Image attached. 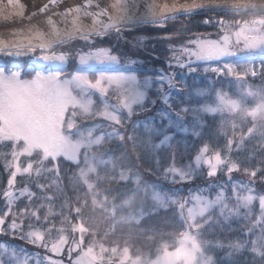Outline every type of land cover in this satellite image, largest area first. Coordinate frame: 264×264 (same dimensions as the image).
Segmentation results:
<instances>
[{"label":"snow or ice","instance_id":"6c2138e0","mask_svg":"<svg viewBox=\"0 0 264 264\" xmlns=\"http://www.w3.org/2000/svg\"><path fill=\"white\" fill-rule=\"evenodd\" d=\"M57 2L58 0H48L42 5L39 12L47 13L49 5H56ZM91 6L92 0H87L83 8L78 6L68 9L63 14L65 18L73 14L71 24L80 39L88 43L93 35H107L112 31L120 33L123 30L117 19L108 17L107 22L101 19L107 16L105 9L99 8L97 11H90ZM81 15L92 17L94 31L84 30L80 22ZM202 23L206 25L218 24L223 30V34L216 39L193 37L179 50L181 56H173L172 59L176 61V64L169 63V68L186 69V74L190 75L196 72L199 66L197 64L194 67V62H217V66L212 67L211 72L218 77H235L237 84L249 74L253 77L257 75L250 60L252 54L257 51L264 55V17L250 21L245 20L242 25L236 21L238 30L231 35L228 33L229 25L223 18L219 20L205 18ZM48 25L59 34L55 22L51 18L48 19ZM35 35L37 39L42 40L43 33L39 30H36ZM233 36L235 37L234 42ZM69 38L71 37L69 36ZM241 44L242 47H240ZM36 47L41 50V55H34ZM0 52L17 58L29 56L32 61L27 68L0 66V142H11L12 144L11 159L7 160L5 164L9 171L7 188L3 192L7 210L0 211V233L18 237L36 247L44 248L46 252L56 256H61L66 248L69 256L73 252H78L75 264H104V253L109 252V249L105 248L102 243L98 244L95 238L96 233L87 226L84 209L87 207L88 200L85 199L81 202L77 197L76 205L70 206L69 201L65 199L62 210L54 212L51 203L37 204L33 199L36 193L30 191L27 186L19 189L17 194L14 190L17 176H27L29 180L34 178L36 186L46 192L49 188L58 186L61 179L58 158L64 157L67 161L76 164L78 182L86 186V196L91 197L92 207H99L101 210L107 211L108 197L105 195L103 199L99 198L101 195L98 190L99 183L104 179H108L109 183H115L117 176L112 175L110 178L101 176V167L110 164L111 160L105 159L104 153L93 149L99 148L105 141H125L126 137L119 131V128L123 127L120 113L126 112L130 118L134 115V106L143 109L147 94L146 91L141 90V87L147 89L153 84V81L150 78H145L141 85L134 74H126L124 71H108L98 67L121 64L120 57L112 54V50L105 47H90L87 51L78 50L75 53L77 67L71 73L70 78L67 75V66L72 54L53 51L50 44L41 42L38 46H33L29 41L28 44L15 46V50H9L8 46L4 45ZM182 57H186V61L182 60ZM129 63L135 64L136 61ZM204 71L207 73L209 69L205 68ZM260 74L264 75V64L261 65ZM26 76L30 78H24ZM175 80L174 75L158 70L156 91L164 97L162 102L168 109L167 112L160 113L162 119L167 118L171 124V116L174 114L176 117L175 126L187 132V128H184L183 125L184 117L189 111L193 112L195 116L199 111L216 113L227 110L230 113H238L242 118L250 116L252 126L247 128V135L252 136L254 133H258L264 138V89L256 92L248 90L244 93L257 99L255 108L251 110L244 108L240 101L228 99L221 92L216 93L219 104L214 108L204 106L202 109L187 107L176 109L171 103V91H180L183 85ZM165 81H167L168 92L162 91ZM94 92L99 93L102 104V107L95 110L91 99ZM113 98L115 103L110 104L109 100ZM151 103L154 104L155 101H151ZM66 113L69 114L68 118H66ZM77 117L101 118L108 122L107 126L111 130L96 135L97 130L104 127L103 124L97 123L82 129L77 124ZM233 128H236L235 124H233ZM195 134L199 135V133ZM233 137H235V132ZM127 139L133 140L134 138L129 136ZM170 139L171 137L165 136L162 143H166ZM244 140L245 136L241 134L237 147L242 145ZM233 143L234 138L227 139L224 149L217 148L212 151L211 155L208 154L209 145L205 143L194 156L195 166L190 162L185 166L177 167L173 152L172 163L163 170V175L166 180L171 178V183H176L177 178L179 181H188L198 173L203 174L200 171L203 165L208 169L207 177L214 178L220 172H224L228 180L232 181L231 174L233 172L243 171L252 180L249 184L240 181L231 182L232 196L236 201L235 207L229 208L227 188L223 185H216L220 190L214 198L202 194L193 195L188 199L173 198L153 190L152 200L160 207L178 206L182 223L187 230L180 233L179 246L175 251H168L167 245H164L163 255H158L154 261H142L140 256L132 259L129 257V248L124 247L120 256V264H125V262L128 264H217L216 259L212 255H208L207 252L214 248H224L225 245L220 241L213 243L199 238L203 229L221 223L220 219H214L213 210L218 208L219 216L223 221H228L232 216H239L241 208L250 211L253 202L257 199L261 216L248 231L252 232L258 226L260 231L256 238L250 241V251L264 261V195L253 194L254 189L250 186L254 183L257 171H264V169L242 168L240 163L231 158ZM81 149L84 150L82 160ZM21 157L28 158L26 165L21 164ZM159 163L157 161V164ZM45 173L52 176L49 184L39 182L40 177ZM129 178L125 172H120L118 175L121 182L127 181ZM134 182L140 186V177H135ZM211 187L212 185H209V188ZM22 197H27L28 203L22 208L14 207L17 200ZM42 199L52 201L54 197L46 195ZM134 199L135 196L124 200L119 207L131 206ZM190 202L192 206L187 207L185 217V208ZM45 208L47 210L41 215V210ZM64 208H67L69 213H74L75 222L70 215L65 213ZM116 208L117 205L113 202L110 214L114 220ZM56 217H60L59 227ZM6 221H9L7 225ZM25 221H27L26 225ZM115 223L139 224L140 218L131 215L121 216L115 220ZM25 227L27 231H25ZM193 229L196 230L195 234L192 232ZM97 246H99V253L95 251ZM246 246L247 242L239 240L227 245L233 252L242 251ZM8 247L12 249L11 255L7 260L0 256V264H45V262L47 264H63L62 260L52 259L50 256L41 258L39 253H28L22 258L20 254L25 253L26 249L14 245L7 246L6 242H0V249H4L5 253H7ZM110 251L112 254H117L118 249L112 247ZM232 254L229 252L228 257L230 258ZM107 264H112L111 258Z\"/></svg>","mask_w":264,"mask_h":264},{"label":"trees","instance_id":"16d2710c","mask_svg":"<svg viewBox=\"0 0 264 264\" xmlns=\"http://www.w3.org/2000/svg\"><path fill=\"white\" fill-rule=\"evenodd\" d=\"M197 9L190 16L183 17L178 16L171 20L158 24H142L139 26L123 29L120 33L112 31L107 35H94L92 39L86 43L84 40L74 38L56 45L52 50L56 52H68L72 54L67 66V75L70 78L71 73L77 67L75 59V53L78 50L87 51L90 47H105L112 50V54L120 57L121 64L116 66L101 67L108 71H124L128 74L136 75L140 80L145 78L152 79L156 82L158 70H163L166 74H176L178 71L186 72V69L179 67L169 68V63L175 65L176 61L173 60V56H176L177 52L181 48L180 45L192 39L193 37H205L216 39L223 34V30L220 29L218 24H204L202 21L205 18H212L213 20H219L223 18L229 25L228 30L237 27L236 21L240 24L243 21L248 20L242 13L228 12L226 7L220 6L217 8L202 7L197 5ZM190 9V8H189ZM120 34L122 42L124 44H118L111 39L112 35ZM139 37H147L151 44L146 49H139L137 52L130 50L131 45H135V40ZM243 45L241 44L240 47ZM175 50V51H174ZM40 51L36 50L35 55H40ZM182 60H186L182 57ZM130 61H136L135 64L129 63ZM32 61L29 56L10 57L0 52V66L6 68H14L19 66L21 68H27ZM250 64L257 65L261 69V65L264 64L263 60L253 61L250 60ZM197 74L193 73L188 81V89L192 87H198L199 89L206 88L205 79H201L199 82L195 81ZM216 76V75H215ZM193 77V78H192ZM217 77V76H216ZM252 83L260 81L264 84V75L259 72L258 79H251L247 77ZM223 79L221 83L214 80L212 87L211 97L205 99L212 101L213 93L217 88H221L222 91H226L228 86ZM166 91H168L167 85H165ZM94 97L93 109H97L100 106L99 98L96 95ZM178 98H174L173 108L178 109ZM155 101V103H151ZM163 96L158 94L154 87L150 88L147 92L146 100L143 109L139 106L134 107V115L130 118L126 112H122L123 127L119 128L121 134L126 139L121 142L119 140L105 141L98 149V152L104 153L105 159L111 160V167L106 170V176H117L115 183H109L108 179L101 180L98 190L101 193L100 199L106 195L108 197V210L111 211V205L114 202L117 205L116 211L122 213V215H132L140 218L139 224H124L117 227L116 231H112L110 227L102 224V218L106 215V211L100 208H93L91 205V197L86 196L87 188L84 185L77 186L75 181L78 175V168L74 162L67 161L64 157L58 158L60 167V181L59 185L62 189L63 195L60 197V202L64 199L69 201L70 206H75L77 197L83 202L88 200L87 207L84 209V219L87 221V226H90V222L93 217L97 221L96 239L98 242H103L108 246L116 245L118 251H121L124 247L129 248V253L132 258L140 256L142 259H153L156 254L161 250V247L166 244L169 250H174L178 246L180 239V233L186 231V226L182 223V218L179 214L178 206L169 205L167 208L160 207L152 200L153 190L160 192L163 195L171 196L173 198L188 199L193 195L202 194L209 198L215 197V194L220 190L216 185H223L231 192V182L240 181L244 184H249L252 178L243 173V171L233 172L232 181L228 180L227 175L224 172H220L216 177H207V168L202 167L201 174L195 175L188 181H179L177 178L176 183H171L169 178L166 180L163 175V170L172 163V153H175V163L177 167H182L188 163L194 165V156L197 151L205 143L209 145V155L212 151L219 148L224 149L227 139L234 138L232 145L231 158L241 164L242 168L264 169V141L258 142L257 136L247 135V128L251 124L250 121H246L242 125V129L239 135L232 129H225L226 134L220 135L217 133V120L211 115H205V123L202 125V129L198 132L199 135L193 133H181L174 129H170L165 132L166 136H170L171 139L168 143H164L158 149L149 146L146 142L149 137L150 127H159V123L163 122L160 113L167 110L166 105L162 102ZM184 103V100H180ZM69 114L66 113V118ZM171 118L176 117L172 114ZM190 117H187L189 119ZM79 126L93 125L96 123H105L104 127L98 129L97 132L110 131L107 126L108 122L95 119H81L77 118ZM244 134L245 140L242 145L237 147L240 135ZM133 137V140H128L127 137ZM11 148V143L7 146L0 147L1 152H7ZM3 152V153H4ZM6 154V153H4ZM2 154V155H4ZM222 154H225L222 152ZM1 155V156H2ZM0 156V209L4 204L3 192L7 188V180L9 178V171L6 169L4 160ZM8 158V157H7ZM28 158L26 157V160ZM82 160V151H81ZM25 163V159H23ZM157 161L160 163L157 164ZM5 163V164H4ZM51 166V165H50ZM83 166V164H81ZM120 172H125L130 178L127 181H119L118 175ZM140 177L141 184L137 186L134 182L135 177ZM264 171H257V176L253 184H250L254 189V194L264 195ZM209 185H212L209 188ZM27 186L31 191L40 193L41 190L36 186L34 179L29 180L27 176H17V182L15 188H24ZM147 189V191H145ZM207 191H197L204 190ZM107 190V191H105ZM50 193V192H49ZM135 196L134 202L131 206L119 207L123 204V201ZM18 208L24 207L27 203L26 198H21L18 202ZM37 203V202H36ZM189 205V204H188ZM186 205V208L188 207ZM185 208V217L187 210ZM66 214L72 217L75 222L74 213H69L67 208H64ZM214 214V213H213ZM261 216V210L259 208L258 199L255 200L251 206V210L244 211L243 216L239 219L231 221L227 224L220 223L214 224L212 227H206L201 231V237L203 240L211 241L213 243L220 241L225 247L215 248L216 251L211 252V255L216 259L217 264H264V261L260 257L255 256L251 251L250 241L256 238L259 234L260 227H256L252 232L248 229L252 227L257 219ZM101 219V220H98ZM99 221V222H98ZM8 221H6L7 225ZM27 221H25V225ZM5 225V226H6ZM25 231L27 228L25 227ZM196 230H192L195 232ZM107 233V235H105ZM247 242L245 249L239 252H233L227 245L230 242L235 241ZM0 242H6L7 244L16 245L20 243L25 245V241L21 239L12 238L10 235L0 233ZM44 255V249L31 247ZM98 250V246L95 249ZM110 251V250H109ZM232 252V256L229 258L228 253ZM109 258L112 260V264H120V255L112 254L111 252L104 253V264H107ZM125 264H128L125 262Z\"/></svg>","mask_w":264,"mask_h":264},{"label":"rangeland","instance_id":"374dc122","mask_svg":"<svg viewBox=\"0 0 264 264\" xmlns=\"http://www.w3.org/2000/svg\"><path fill=\"white\" fill-rule=\"evenodd\" d=\"M196 9L197 8H192V9L180 10V11H177V12H175V11L174 12H168V13H165V14H163L161 16H158V17L156 16V17H154L152 19H148V20L147 19L134 20L131 23H126V24H123V25H120V26L123 29H128V28L139 26V25H142V24H158V23H161V22H165L166 20H171L173 18H176L177 16H183V17L190 16L194 11H196ZM261 9L263 10L262 13L264 14V6H261ZM187 13H190V14H187ZM237 30H238V26L235 27V28L229 29L228 33L231 35L232 33H234ZM93 36H91L90 40L92 39ZM70 37L71 38H69V36H68V37L62 38V39L57 40V41H49V42H44V43L50 44L51 45V50H52L56 45H58L60 43L69 42L68 40L71 41L74 38L80 39L79 34H74V35H71ZM111 39L113 40V42L118 43V44H124L122 42H127L125 39L122 40L123 38H122V36L120 34L112 35ZM135 41H136L135 45H131V48H130V50L133 51V52L134 51L137 52L139 49L140 50L141 49H146L151 44L150 40L147 37H139ZM234 41H235V37L233 36V42ZM39 44L40 43H32L33 46H38ZM185 45H186V43L184 45H180V47L185 46ZM15 46H17V45L8 46V49L9 50H15ZM3 48H4V46L0 47V49H3ZM36 50H39L40 53H41V50L38 47H36ZM34 55H35V53H34ZM35 56H37V55H35ZM176 56H181L180 51L177 52ZM184 58L187 59L186 57H184ZM233 59H235V58H233ZM251 60H253V61L263 60L264 61V55H262L259 51H257V52L252 54ZM184 61H186V60H184ZM197 64L199 66L197 67V71L194 72V73L197 74V76L194 77L195 81L199 82L201 79H205V81L207 83L206 88L199 89L198 87H192L189 90L188 89V81H190L189 80V76L191 77L193 75V73L189 75V74H186V72L178 71L179 73L174 74V76L176 77L175 82L180 83V84L183 85L182 90H180V91L172 90L171 91V103L172 104L175 103L174 102V98H177L179 96L182 97L180 100H184V103L182 104L181 101L178 98V109L179 108H183V107H187V108H190V109H192V108L202 109L204 106H210V107L214 108V107H216L219 104V101H218V99L216 97V93L217 92L223 93L230 100L240 101L244 108H247L249 110L255 108V106L257 104V99L254 96L245 95L244 93L246 91H248V90H251L252 92H256L258 90L264 89V84H263L262 81L259 80V82H257V83H252L251 81H249L247 79V77H250L253 80L254 79H258L259 72H260V67L259 66L255 65V64L254 65L251 64V66L256 69L257 75L255 77H253V76H251V74H249L247 77H245V79L243 81H240V83L237 84L236 81H235V77H218V76L216 77L215 74H213L211 72V68L212 67H216L217 66V62H194L193 66L195 67ZM110 66H116V65H110ZM98 67H100V68L104 67L105 68V67H109V66H98ZM205 68L209 69V71L207 73L204 71ZM126 74H128V73H126ZM24 78H30V77L26 76ZM225 78L228 79L226 81V83H227L226 85L228 86V89L224 92V91H222L221 88H217L216 92L213 93L212 101H209V100L205 99L207 96L211 97L214 80H216L218 83H221L223 81V79H225ZM138 80L141 82V85H142L143 81L145 79L144 80H140L138 78ZM165 85H167V81H165ZM152 87L157 89V87H158L157 83L153 82V84L150 87H148L147 89L141 87V90L142 91H146V94H147L148 90L150 88H152ZM162 91L163 92H168L169 90L166 91L165 86H164ZM93 95H96L97 98H99V101H100L99 102L100 103L99 106L102 107L101 97L99 96V93H95L94 92L92 94V96H91V99L93 100V105H94V97H93ZM163 99H164V97H163ZM109 103L110 104L115 103V99L114 98L110 99ZM77 111H79V110H77ZM167 111H168V109L165 112H167ZM120 114L122 116V112ZM207 114L213 116L217 120L216 129L218 131L217 133H219L220 135L226 134V130L225 129H228V128L232 129V131H234L236 134L239 135V132L242 129L241 128L242 125L247 120L251 122L249 127L252 126V118L250 116L242 118L238 113H230L227 110H225L224 112H216V113H208V112L199 111L198 114L195 115V116H194L193 112L189 111L184 117V125H183V127L187 128V132L188 133H193L194 135H196L195 133H198L200 131V129H202L201 127H202L203 123H205V121L203 122V120H204L203 118ZM187 117H190V118L187 119ZM77 118H79V117H77ZM80 118L83 119V117H80ZM171 119H172V123L171 124H170L169 120L167 118H165L163 122L159 123V127H157V128L156 127H150V129L148 130V131H150L149 137L146 140V142H147V144L149 146L158 149L161 145H164V143H162V141H164V137L166 136L165 132L170 130V129H174V130H176L178 132H181V133H187V132L182 131L180 128H177L175 126V118H171ZM101 120H103V119H101ZM77 124H78V122H77ZM99 124L105 125L104 122L103 123L99 122ZM233 124L236 125L235 129L233 128ZM88 126L89 125H83V126H80V127L83 129V128H86ZM95 134L99 135L100 132H96ZM254 134L257 136L258 142L261 141L262 144H263L264 138H262L258 133H254ZM170 136H168V137H170ZM73 139H76V137H73ZM9 143H11V142H0V147L1 146L5 147ZM166 143H168V141ZM157 145H159V147H156ZM97 149L98 148H94L93 150L97 151ZM11 151H12V144H11V148H9V150L7 152H4V151L1 152L2 154H4V153H6V154H4V155L0 154V156L2 155L1 157L4 160H6V161L10 160L11 159ZM81 151L83 153L84 150L81 149ZM23 159H25V163H24ZM20 161H21L22 165H26V162H27L26 157H21ZM193 166H195V164ZM110 167H111V163L108 164L107 166H102L101 169H100L101 176H106V170L109 169ZM202 167L207 168L206 166H203V165L201 166V168ZM18 176H20V175H18ZM51 179H52V176L50 174H48V173H45L43 176L40 177L39 182L40 183H44V184H49L51 182ZM75 184L77 186L83 185V184L78 182V175H77V179L75 181ZM20 189H22V188H20ZM14 190L18 194L19 189L18 188H14ZM226 194L229 197V200H228L229 208L235 207L236 201H235V199L232 196V189H231V192H229L228 189H227V193ZM244 194H246V193H244ZM46 195L47 196H53L54 199L52 201L43 200L42 198L44 196H46ZM61 195H63V192H62V189H61L60 185L58 184V186H53V187L49 188L46 192L41 191L40 193H36V196L33 199L35 200V202H37V204L44 203V204L47 205V204L51 203L53 205L54 212H60L62 210V205H64V202H65L64 198H63V201L60 202L59 199H60ZM22 198H26L27 199V197H22ZM101 199H103V197ZM19 200H17V202ZM17 202L14 205V207H16V208H18V203ZM254 202H253V204H254ZM27 203H28V200H27ZM190 206H192L191 202L189 203L188 207H190ZM5 210H7V209H6V202L4 201L3 207L0 209V211H5ZM46 210H47L46 208L42 209L41 210V215H43V213ZM186 210H187V208H186ZM244 211H248V209L241 208L239 216H232L228 221H223V219L219 216V209L217 208V209L213 210V213H214L213 217H214V219H220L221 223L227 224V223H229L231 221H234V220L239 219L240 217H242ZM110 213H111V211L110 212L106 211V213H104V215H106V216L104 218H102V224L107 226V227H110V229H112V231L115 232L117 227H118V225H119V227L121 225H124V224L115 223V220H118L121 216H129V214L128 215H122V213L120 214V212L116 211L115 220H114ZM55 219H56L57 226L59 227L60 226V224H59L60 217H56ZM98 220H101V219L98 218ZM65 227H68V226L65 225ZM89 228L93 232L96 233L97 221H95L94 217H93L92 221L90 222ZM193 234H195V232H193ZM11 237L15 238L13 236H11ZM16 238L19 240L18 237H16ZM199 238L202 239L201 235H200ZM99 243H102L104 245V247L108 248L109 250L112 247H116L115 244H113V246H108V245H106L103 242H98V244ZM6 245L7 246H12V244H7V243H6ZM164 245H166V244H164ZM164 245L161 247V250L156 254V256L153 259H149V258L142 259L141 258V260L142 261L143 260H153V261L156 260L158 255H163ZM14 246H18L19 248L26 249L25 253L20 254L22 258H23V256H26L28 253H39L38 251L33 250L31 248V247H36L35 245L29 244L26 241H25V245L20 244V243H16V245H14ZM178 246H179V244H178ZM36 248H41V247H36ZM41 249H44V248H41ZM122 250L117 252L120 256L122 254ZM167 250L168 251H175L176 248L174 250H169L167 248ZM11 251H12L11 247H8L7 253H5L4 249H0V256H3L4 259L7 260L8 256L11 255ZM214 251H216L215 248L214 249H210L207 252V254L211 255V252H214ZM44 252L45 253H44L43 256H41L40 253H39L41 258H43L45 256H50L52 259L62 260L63 264H75V259H76L77 255L79 254L78 252H73L71 254V256H69V254L67 252V248L65 249L64 253L61 256H56V255H54V254H52L50 252H46L45 249H44ZM96 252L99 253V246H98V250ZM109 252H111V251H109ZM129 257H131L130 253H129ZM132 259H135V257L132 258ZM45 264H47V262H45Z\"/></svg>","mask_w":264,"mask_h":264},{"label":"water","instance_id":"95a60500","mask_svg":"<svg viewBox=\"0 0 264 264\" xmlns=\"http://www.w3.org/2000/svg\"><path fill=\"white\" fill-rule=\"evenodd\" d=\"M48 0H0V47L19 44L57 41L78 34L73 30L70 14L63 15L68 9L84 7L87 0H58L56 5H49L47 13L39 9ZM256 5L264 6V0H92L90 11L103 8L108 17L117 19L120 24L131 23L134 20L152 19L168 12L218 5ZM188 7V8H186ZM55 22L57 34L48 25V19ZM81 26L85 31H94L93 19L81 15ZM43 33V38L37 39L35 32Z\"/></svg>","mask_w":264,"mask_h":264},{"label":"flooded vegetation","instance_id":"af4514ba","mask_svg":"<svg viewBox=\"0 0 264 264\" xmlns=\"http://www.w3.org/2000/svg\"><path fill=\"white\" fill-rule=\"evenodd\" d=\"M227 11L232 13H242L244 17L250 21L252 19H259L264 17L261 9L256 8V5L250 6H227Z\"/></svg>","mask_w":264,"mask_h":264}]
</instances>
